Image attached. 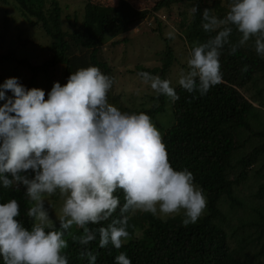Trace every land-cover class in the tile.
Masks as SVG:
<instances>
[{"label":"clouds","instance_id":"clouds-1","mask_svg":"<svg viewBox=\"0 0 264 264\" xmlns=\"http://www.w3.org/2000/svg\"><path fill=\"white\" fill-rule=\"evenodd\" d=\"M198 11L196 3L191 13ZM201 21L209 38L192 43L177 83L203 96L222 81L225 46L231 55L253 40L256 53L264 57V0H230L223 18L206 7ZM233 27L241 34L235 43L230 40ZM166 35L175 38L172 32ZM137 75L157 97L179 99L170 79L149 72ZM113 83L99 67L89 65L71 72L63 85L54 82L47 99L42 88H26L16 77L0 85V185L23 187L26 215L32 221L28 228L18 219L17 199L0 203L3 264H69L66 233L85 246L81 256L96 264L98 253L86 246L98 234L100 248L111 244L121 249L131 239L130 215L145 212L165 218L183 212L187 226L204 214L207 200L193 173L173 167L150 115L121 111L109 102ZM54 195L62 201L55 220L46 207ZM118 208L119 217L107 226L89 227L108 221ZM73 226L82 233H69ZM115 261L132 264L123 251Z\"/></svg>","mask_w":264,"mask_h":264},{"label":"trees","instance_id":"trees-1","mask_svg":"<svg viewBox=\"0 0 264 264\" xmlns=\"http://www.w3.org/2000/svg\"><path fill=\"white\" fill-rule=\"evenodd\" d=\"M179 1L157 0L150 13L148 9L112 10L85 1L80 15L76 11L67 15L62 14L63 8L57 0H0V11H17L29 25L42 30L49 40L45 47L48 57L39 64L17 58L12 51L0 54V63L15 61L24 65L31 73L30 87L37 74L47 75L57 65L62 66L61 85L67 82L71 72L89 65L99 67L110 76L101 45L111 36L126 32L147 14ZM196 3L199 11L190 14L187 36L204 42L209 38L202 28L204 3L194 0L193 5ZM229 3L230 0H214L212 11L223 18ZM240 35L233 27L230 40L235 43ZM172 61L171 48L165 45L159 66L136 65L128 72L136 75L149 72L167 79ZM220 63L222 81L203 96L198 92L188 93L176 81L172 82L179 96L175 102L154 94V102L148 108H131L122 100L119 88L113 86L109 91V102L121 111H144L152 120L168 108L171 122L167 126L156 123V127L162 133L171 164L176 169L187 167L193 173L194 183L206 194L207 206L206 213L196 223L187 226L178 216L161 218L145 212L130 215L128 231L131 239L121 249H115L111 244L100 248L98 234L96 240L86 246L98 253L96 264H116L115 257L120 251L127 254L132 264H264V240L260 241L264 232V187L262 190L261 184L255 185L249 201L237 200L235 193L239 183L247 180L249 169L264 157L262 132L253 130L254 124L260 121V113H264V57L256 53L254 41L250 40L231 55L225 46ZM245 66L247 71L242 70ZM262 121L259 125L264 127ZM240 131L247 134L238 141ZM247 142L253 145L243 148ZM257 169H253L254 176L259 172ZM116 195L122 205V191L118 190ZM12 198L20 204L18 219L30 228L32 221L26 215L27 198L23 187L5 189L0 185V203ZM223 199L231 209L236 206L234 214L238 222L232 225L227 222L230 212L221 210ZM252 201L257 202V206ZM119 214L118 208L108 221L89 227L107 226ZM69 233L79 235L82 229L73 226ZM65 238L68 247L64 251L69 264H89L88 258L81 256L85 246L73 241L68 233ZM0 264H3L2 259Z\"/></svg>","mask_w":264,"mask_h":264},{"label":"rangeland","instance_id":"rangeland-1","mask_svg":"<svg viewBox=\"0 0 264 264\" xmlns=\"http://www.w3.org/2000/svg\"><path fill=\"white\" fill-rule=\"evenodd\" d=\"M61 5L62 14L71 15L76 11L80 15L81 8L85 1L93 5L107 6L112 10H150L154 2L157 0H57ZM204 8H211L214 5V0L211 3L208 0H202ZM194 0H180L179 2L170 3L167 6L161 7L156 12L147 14V16L136 21L126 32L111 36L101 49L106 62L109 65L110 76H113V86L119 88L122 100L131 108L144 107L148 108L153 101L152 95L155 93L147 85L141 82L138 75L129 73V69H133L136 65H141L147 68L160 65V56L165 48L169 46L172 51L173 61L169 67L166 77L173 83L178 80V75L181 69H186V57L190 46L194 40L187 36L189 30V17L193 7ZM10 9V8H9ZM0 11V54L12 51L17 58H26L30 64H39L48 57V51L45 49L48 44V37L37 26L29 25L26 20L19 15L17 11L8 10V12ZM151 10L149 11V13ZM3 17V19H2ZM5 19V22H4ZM2 22L4 24H2ZM172 32L174 39L169 38L166 34ZM124 40H121L123 39ZM62 74V66L57 65L53 71L49 70V74H37L33 79V86H29L31 73L24 65H19L15 61H7L0 63V85L10 77L18 78L19 82L26 88L38 87L47 93L51 90L53 83L59 81ZM11 95V92H7ZM3 102L0 101V104ZM256 106L255 103H253ZM263 117H262V116ZM263 118V121H262ZM155 120V121H154ZM153 123H158L161 126H167L171 122V115L168 108L165 113L155 115ZM260 121L255 123L253 130L261 131L264 137V127L259 125L262 121L264 124V113H260ZM242 131V130H241ZM239 132L236 140L240 141L246 136V131ZM258 140L261 136H256ZM252 138V139H255ZM252 139L250 142H252ZM253 143H246L243 148ZM258 168L257 176L253 175V169ZM237 171V170H236ZM259 176V177H258ZM257 177V178H256ZM256 178V180H255ZM254 182V183H253ZM264 187V157L254 164L250 169L247 180L239 183L236 188V199L240 201L251 200L255 185ZM205 197L206 194L204 193ZM55 197V199H53ZM51 207L46 204L50 217L55 220V215L58 212L62 201L58 195L49 198ZM221 210L228 213V224L232 225L238 220L235 218L234 212L237 211L236 206L230 208L229 204L223 199L221 202ZM252 204L257 206V202L252 201ZM246 208V205L243 206ZM243 209L246 211V209ZM236 209V210H235ZM239 210V209H238ZM240 211V210H239ZM206 213V209L204 214ZM233 213V214H232ZM203 214V215H204ZM183 217L181 214L175 215ZM172 217V216H169ZM231 217V218H230ZM264 240V232L261 235L260 241Z\"/></svg>","mask_w":264,"mask_h":264}]
</instances>
